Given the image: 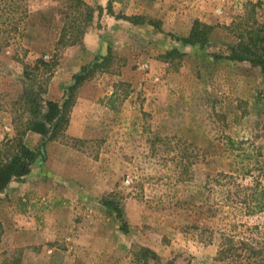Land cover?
Here are the masks:
<instances>
[{"label":"rangeland","instance_id":"obj_1","mask_svg":"<svg viewBox=\"0 0 264 264\" xmlns=\"http://www.w3.org/2000/svg\"><path fill=\"white\" fill-rule=\"evenodd\" d=\"M83 1L90 20L70 0H24V35L0 52V142L23 111V48L29 63L58 54L45 98L59 102L75 74L109 58L80 86L64 135L24 136L41 153L0 191V264H230L224 231L264 239V210L239 198L264 188V67L227 57L231 24L250 2L263 24L264 0ZM196 19L217 25L208 42L178 41Z\"/></svg>","mask_w":264,"mask_h":264},{"label":"trees","instance_id":"obj_2","mask_svg":"<svg viewBox=\"0 0 264 264\" xmlns=\"http://www.w3.org/2000/svg\"><path fill=\"white\" fill-rule=\"evenodd\" d=\"M114 0H109V8L112 9ZM76 8L82 9L86 6L87 20L93 16L92 7L83 0H70ZM252 10L246 19H241L239 22H234L232 28L238 34L239 41L231 48V54L228 58L235 61H249L253 65L264 67V23L258 25V20L255 16V8L261 3L250 2ZM30 14V9L24 4V0H0V52L5 48L10 47L12 39L21 38L24 35L26 22ZM80 14H83L80 12ZM119 17V16H118ZM120 18L131 21L134 24H144L145 22L154 25L160 31L159 24L152 20H148L142 16L121 15ZM250 18L255 20L256 25H249ZM217 25L210 24L200 19H196L187 37H176L178 41L185 44H201L205 45L211 33ZM231 27V26H229ZM69 29L65 24L60 40H64ZM82 34V33H81ZM80 33L78 35H81ZM22 50V49H21ZM24 53H19L15 57L23 63L24 77L29 82L20 93L17 103L23 108L20 117L18 118V126H16V134L13 137L6 136L0 142V191H3L14 180L27 175L31 170L32 162L41 153L31 149L24 141V136L29 131L37 132L47 137L48 139H56L64 135V131L70 120L72 108L75 104L78 90L83 82L91 76L98 68H105L109 58L104 59L101 63L92 64L83 67L80 73L73 76V82L66 89V96L63 102L45 98L48 92L50 79L53 77L56 68L59 65V57L56 53L50 57L45 54L29 63L24 61ZM178 52L174 49L168 53L171 55ZM91 65V66H92ZM26 116L24 117V115ZM236 168L232 173H226V178L235 179V172L239 175L243 173L250 174V170L246 168ZM246 170V171H245ZM250 189V192L249 190ZM248 190V191H247ZM245 195H240V201L243 202L247 212L255 213L264 210V188L259 184L255 187L246 186ZM229 196L232 197V191H229ZM108 208L116 211L119 217H122L123 212L121 207L112 200H106L104 203ZM216 213V208L212 209ZM127 230V224L124 225ZM256 226H248L247 230L254 232ZM147 252L152 256H156L155 252L147 249ZM219 255L223 258H228L230 264H264V239L255 237L253 234L240 235L236 239L232 233L223 232L222 243L220 246Z\"/></svg>","mask_w":264,"mask_h":264}]
</instances>
